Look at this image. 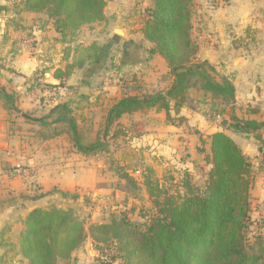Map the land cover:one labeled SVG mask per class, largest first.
<instances>
[{
    "label": "trees",
    "instance_id": "16d2710c",
    "mask_svg": "<svg viewBox=\"0 0 264 264\" xmlns=\"http://www.w3.org/2000/svg\"><path fill=\"white\" fill-rule=\"evenodd\" d=\"M106 2L22 1L26 11L45 13L62 36L83 25L102 21ZM151 3L140 32L153 45L149 53L159 54L174 76L169 88L144 95L124 93L109 107L93 137L88 128L77 123L66 102L53 106L48 116L30 119L42 125L48 124V117L53 123H67L76 149L84 155H94L108 152L110 141L123 133L119 128L109 134L111 125L123 114L155 107L165 112L168 123H185L186 119L178 114L186 102L191 76L200 79V89L231 101L233 85L226 79L217 81L213 77L214 68L207 62L194 60L197 53V45L191 39L194 0H151ZM2 10L0 5V16ZM85 49L87 53L82 58L52 68V76L59 83L74 69L99 59L102 48L97 43L92 42ZM1 96L8 109L17 110L11 102L12 95L1 92ZM251 110L258 112V108ZM229 118L234 131L251 133L260 140L264 120ZM208 138L210 154L205 160L209 168L202 187L193 184L187 171L178 180L168 177L173 185L166 186L164 176H155L149 167L141 169L142 184L152 205L151 215L145 214L141 221L132 220L126 212L112 216L108 222L86 226L73 208L35 207L19 225H6L3 232L9 234L11 245L28 264L67 261L88 237L105 257L98 258V264L117 260L119 264H264V234H253V240L247 236L251 224L253 163L225 131L216 130ZM126 179L132 180L127 173Z\"/></svg>",
    "mask_w": 264,
    "mask_h": 264
},
{
    "label": "crops",
    "instance_id": "0c3cea01",
    "mask_svg": "<svg viewBox=\"0 0 264 264\" xmlns=\"http://www.w3.org/2000/svg\"><path fill=\"white\" fill-rule=\"evenodd\" d=\"M233 1L230 6H223L221 2H217L216 6L200 10L197 16L200 22L197 25L201 28L198 33L201 54L199 55L202 57L200 62H207L217 70V78H215L217 81L226 79L233 85V98L228 103V114L218 112L217 116L215 114L209 116L210 114L203 111L202 106L210 107L213 103L222 102L221 96H213L209 91L199 87H190L188 90L190 96L178 114L186 119L181 125L168 123L165 112L155 107L123 114L115 121L119 128L123 129L124 126L121 125H126L127 142L126 151L121 152L123 155L119 154V158L115 159L122 161L126 152V165H129L133 156L136 157V152H143L147 157L152 149L170 160V163L176 162L188 166L183 161H176L180 150H185L182 145L188 140L187 145L192 146L185 151L190 154L193 149L199 147L204 153L205 160L210 154L208 136L216 130H223L235 140L253 163L255 175L251 189V207L252 214H255L253 218H259L264 217V131H261L260 140L255 139L251 133L234 131L230 126L232 122L229 117L235 116L241 120H264V45L261 47L263 51H258L259 53L255 52L256 47L253 44L246 47V53L241 51L243 47H240V44L245 29L250 26L258 32L261 25L259 20L254 18L252 11L249 13L237 8ZM192 25L194 30L196 25L193 22ZM262 27L264 32V26ZM127 33L129 38L133 37L129 32H125V35ZM139 37L143 38L142 34ZM144 43H147L144 38L136 45L125 40L120 46L121 54L118 56L120 58L110 59L114 71V74L110 71L112 73L110 75L113 78H106L104 84L95 85L94 81L100 80L97 75L109 60L103 45L99 59L76 69L66 80H63L66 84L58 90L60 97L44 105L47 109L45 114L29 115L25 118L20 113L27 122L20 124L16 122V115L12 113L15 109H8L1 92L12 95V99L17 96H32L23 89L39 66L40 59L34 55L35 52L31 48L21 55L17 54L19 50L15 48L7 54L6 47L0 41V57H3L0 58V258L6 246L13 251L8 241L9 234L3 232L4 227L19 225L33 208L56 206L75 209L74 206H82L87 209L98 198L106 197L105 193H115L117 196L121 192L120 177H118L120 180H115L116 172L105 165L109 156L116 157V149L115 152L84 155L74 146L67 123H53L48 117L46 119L48 124L42 125L30 118L48 116L53 106L66 102L77 123L91 131L94 126H101L104 120L100 117L102 120L99 121L102 122H99L95 114L100 113L103 116L107 111L106 108L111 107L124 93L140 94L151 87L169 88L174 83V76L159 54L143 50ZM29 53L30 56H26ZM66 60L64 58L53 68L63 67L67 63ZM50 69L44 71L43 75L45 72L52 73L53 69L51 67ZM49 77V83L59 82L52 74H49ZM93 86L96 87L92 88ZM134 87L137 88L136 92H133ZM24 100L27 103L28 100ZM20 104V107H24V111L34 106L33 102ZM251 108H258V112H252ZM171 114L173 115L172 111ZM80 116L81 120H78ZM136 116L140 120L132 122ZM98 122L100 124H97ZM124 122L126 124H123ZM18 125H22L24 130ZM112 125L111 128L114 130L115 126ZM90 136L93 137V134L90 133ZM104 136L105 130L103 140ZM114 140L110 141V145L115 142ZM191 148L193 149L190 150ZM157 158L159 156L156 155L155 161ZM155 161H151L152 164L160 165V162ZM135 164L136 169L135 167L132 169L141 171L142 168L140 169L138 163ZM15 165L31 169L33 176H36L37 190L28 187L24 177L11 173ZM207 166L209 168L208 164ZM145 167L154 171L152 165L143 168ZM127 171L129 167L126 173ZM128 175L131 176L129 173ZM115 187L117 189H114Z\"/></svg>",
    "mask_w": 264,
    "mask_h": 264
},
{
    "label": "rangeland",
    "instance_id": "374dc122",
    "mask_svg": "<svg viewBox=\"0 0 264 264\" xmlns=\"http://www.w3.org/2000/svg\"><path fill=\"white\" fill-rule=\"evenodd\" d=\"M22 1L23 0H0V5L3 7L0 16V41L3 42L4 47L7 48H5L7 54L15 48L19 50V52L17 51V54L21 55L22 53L28 52L29 48H31L35 52L34 55L40 59L39 66L35 69L34 74L27 81V85H25L23 89L25 93H31L32 96L28 97L25 93H23L25 95L24 96L22 94L24 97L17 96L12 99L14 106L16 105L15 108H17V111L13 110L12 113L16 115V122H19L20 124H27V122L21 117L20 113H22V115L27 114L28 116H40L45 114L47 111L44 105L50 103L52 99H58L60 97L58 90L63 88L62 86H65L66 83H62L63 81L55 84L49 83V74H52L50 67L53 68L64 58L67 59V63L74 62L75 60L82 58L87 53L85 48H87L92 41L95 43L97 42V45L101 48L104 45L107 56L109 57L108 62L104 64V68H102L99 75H97L100 80L94 81V84L96 85L97 83L102 85L104 84L106 78H113L111 77L112 75H110L112 73L114 74L110 59H112V57H116L118 59L120 58L118 57L120 56L119 54H121L120 46L123 45L125 40L126 42H129L130 44L133 43L135 45L139 44V42L143 40V38L139 37L141 36L140 27L147 16L148 8L152 4L151 0H107L104 7V19L102 21L83 25L78 30L66 33L65 36H62L55 31L52 21L45 13H32L26 11ZM217 2H221L223 6H230L232 0H194L192 22L196 25V27H194V30H191V39L194 40L197 45L196 58L194 59L195 62H200L202 59L200 56V38L198 35L201 28L197 25L200 23L197 16L200 14V10L209 6H216ZM233 2H235L237 8L242 9L243 11H249V13L252 11L254 18L256 17L261 25L258 32L255 28L253 29L250 26L245 29L244 38L241 39L242 44H240V47H243L241 51L246 53V47L249 44H253V46L256 47V49H254L255 52L263 51V48L261 47L264 45V36L262 35L264 34L262 31V26H264V0H234ZM117 27H121L124 34H116L115 31H113V28ZM125 32L132 34L133 37L131 38L134 39L129 38L128 33L125 35ZM152 46L153 45L147 41V43H144V47L142 48L146 52H149V49L152 48ZM258 47H260L259 50ZM26 56H30V53ZM86 65L87 63L85 66ZM45 69H50V72H45L43 75L42 71ZM76 69H74L73 72H75ZM110 71H112V73ZM216 72L217 70L214 68V78H217ZM45 75L47 77H45ZM188 83H190V86L187 88L186 99L190 96L188 95L190 87L200 86V79L191 76L188 78ZM94 87L96 86H93L92 88ZM136 89L137 88L134 87L133 92H136ZM158 90H165V88L158 89L151 87L140 94L144 95ZM211 95L213 94L211 93ZM15 98L17 100H15ZM220 98L222 102L218 104L213 103V106L210 107L208 105L202 106L203 111L208 115L210 114L209 116L211 117L213 114L217 116L218 112L228 114L227 107L230 101L226 102L222 99V97ZM24 99H27V103L29 104H32L33 102L34 106L24 111V107H20V103L27 104ZM108 108L109 107H107L106 110H108ZM106 112L103 116H101L100 113H97L95 114V117L98 121L102 120L105 117ZM100 117H102V119H100ZM78 120H81V116L78 117ZM139 120V117L136 116L132 119V122ZM96 122L97 121H95V123ZM99 122L97 124H100ZM113 124L115 126L114 130H119L116 123L114 122ZM123 124H126V122ZM132 124L133 123H131V125ZM21 126L22 125H18L19 128L23 129ZM121 126H124L123 129H120L123 133L112 145H110V149L108 150L111 152L116 149V157H113V155L112 157L109 156L108 160L106 159L105 162L107 168H111L116 172L115 174L117 175L114 179H121V192H119L117 196H115V193H105L106 195L104 196L106 197L98 198V200L94 201L93 205L87 209L82 206H74L76 207L75 209L73 208L74 211L85 222L86 226L90 223L108 222L112 216H120L122 213L126 212L129 213L128 215L132 220L136 221L143 220L145 214L151 215L152 205L147 197L145 187L141 184L142 177L140 172L136 173V171H134L137 167L135 163H138L140 169L144 166L152 165L154 167L155 176H164L166 186H169V184L173 185L168 177L174 176V179L178 180L186 171L189 172L188 176L191 178L194 185L197 187H202L204 185L208 168L207 162L203 158L204 153L199 149V147H196L195 150L191 148L190 150L193 149V152L191 154L187 153L186 151L188 150V147L192 146L187 145L189 144L188 140L186 143H184V140L182 141V144L184 143L182 147H185L186 151L179 149V157L176 158V161H183V163L188 166L179 165L176 162L170 163V160L168 161L163 155H160L157 150L152 149L149 151V155L147 154V157L143 152H136V157L135 155L133 156L129 165H126V152H124L125 156H123L124 158L122 161L116 160L119 158V154H122L121 152L124 150L126 151V125ZM99 127L94 126V129L91 130L90 133L94 135ZM114 130L111 128L110 133ZM185 138L187 139V137ZM156 155L159 156L157 161H155ZM149 160L157 163L160 162V165L152 164ZM127 167H129L127 174L129 173L131 175L133 181L126 179ZM133 167H135L134 170L132 169ZM24 168L31 172V169H28V167ZM120 174H124L125 178H121ZM20 176L23 177L22 175ZM118 177H120V179ZM107 178L110 180L109 177ZM34 179L36 180V176H34ZM29 180H31V178ZM114 189H117V187ZM109 191L110 190H108V192ZM254 215L255 214H252L251 211V224L248 228L247 235L248 240H253V234H264V217L253 218ZM8 241L11 245L10 239H8ZM11 247L13 248V251L8 249L7 246L6 249H4V253L0 258V264H28L26 259L21 256L19 250L12 245ZM98 258L104 259L105 257L101 256V253L93 247L91 239L88 237L79 248L72 252L69 260L58 262V264H98ZM112 264H119V260L113 262Z\"/></svg>",
    "mask_w": 264,
    "mask_h": 264
},
{
    "label": "built area",
    "instance_id": "2783aa9c",
    "mask_svg": "<svg viewBox=\"0 0 264 264\" xmlns=\"http://www.w3.org/2000/svg\"><path fill=\"white\" fill-rule=\"evenodd\" d=\"M139 172H140L139 170H136V173H139ZM12 173L16 174V175H22L23 177H25V179L28 182V187L35 188V186H37L36 180L34 179L32 172H30L29 170H27L23 166L15 165L12 169ZM30 178H31V180H29Z\"/></svg>",
    "mask_w": 264,
    "mask_h": 264
},
{
    "label": "water",
    "instance_id": "95a60500",
    "mask_svg": "<svg viewBox=\"0 0 264 264\" xmlns=\"http://www.w3.org/2000/svg\"><path fill=\"white\" fill-rule=\"evenodd\" d=\"M114 31H115V33L118 34V35H120V34H124V32H123V30H122L121 27H117V28H115Z\"/></svg>",
    "mask_w": 264,
    "mask_h": 264
}]
</instances>
